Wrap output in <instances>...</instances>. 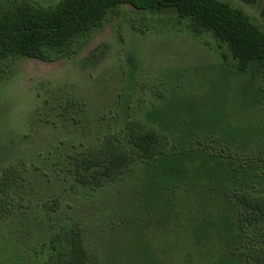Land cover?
Returning a JSON list of instances; mask_svg holds the SVG:
<instances>
[{
    "label": "rangeland",
    "instance_id": "374dc122",
    "mask_svg": "<svg viewBox=\"0 0 264 264\" xmlns=\"http://www.w3.org/2000/svg\"><path fill=\"white\" fill-rule=\"evenodd\" d=\"M225 1L264 30V0ZM66 47L51 62L0 58V175L14 179L0 264L66 258L75 223L91 264H264V221H240L235 199L264 196V65L239 70L170 7L119 5ZM133 120L165 136L164 154L134 153ZM110 141L127 167L109 163Z\"/></svg>",
    "mask_w": 264,
    "mask_h": 264
},
{
    "label": "trees",
    "instance_id": "16d2710c",
    "mask_svg": "<svg viewBox=\"0 0 264 264\" xmlns=\"http://www.w3.org/2000/svg\"><path fill=\"white\" fill-rule=\"evenodd\" d=\"M128 4L137 10L174 8L177 15L189 19L194 33L210 31L215 39L226 43L237 68L244 71L251 62L264 65V30L242 8L225 0H58L43 5L33 0H14V5L0 12V58L20 56L46 62L69 57L66 47L76 36H90L113 8ZM128 141L142 159L165 153L167 139L148 130L138 120L126 123ZM109 163L127 167L130 152L108 142ZM11 169L0 175V190L12 185ZM10 171V172H9ZM236 202L242 207L240 221H264V196L239 192ZM69 253L55 264H91L83 245L81 229L73 224L67 234Z\"/></svg>",
    "mask_w": 264,
    "mask_h": 264
}]
</instances>
